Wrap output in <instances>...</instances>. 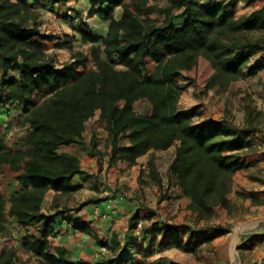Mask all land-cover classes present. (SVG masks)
<instances>
[{
  "label": "trees",
  "instance_id": "obj_1",
  "mask_svg": "<svg viewBox=\"0 0 264 264\" xmlns=\"http://www.w3.org/2000/svg\"><path fill=\"white\" fill-rule=\"evenodd\" d=\"M28 1L0 0V115L10 106L19 107L20 124L26 128L24 138L12 148L0 133V169L6 166L15 172L20 187L8 200L0 194V233L8 231V216L26 230L20 248L38 264H89L67 260L65 247H51L50 239L57 234L55 218L67 210L44 213L42 205L53 191L51 209H57L58 197L79 189L72 183L75 176L90 177L81 171L76 156L58 150L81 144L85 125L96 112L105 123L112 160L118 156L133 166L146 154L174 147L168 172L189 200L188 209L204 221L215 208L228 209L233 177L249 166L251 130L232 127L224 120L198 121L199 106L179 107L184 89L178 80L200 57L212 67L206 90L224 92L231 83L264 69V60L252 64L264 45L250 38L264 32V5L236 16L238 3L253 0H167L165 8L154 4L155 0H88L89 17L108 18L107 31L104 36L81 31L83 41L91 44L89 57L73 52L72 61L58 65L42 45L53 36L41 32L39 14L27 6ZM115 7H121L119 19L111 16ZM174 9L182 11L178 24ZM148 61L153 66L146 71ZM139 100L148 102L147 114L134 111ZM123 139L127 146L120 144ZM147 166L149 177L156 181L151 159ZM65 220L72 221L68 215ZM33 224L37 227L30 233ZM73 229L86 232L87 226L73 223ZM148 232L140 227L136 237L144 242ZM156 239L152 237L150 243ZM160 239L191 254L200 245L194 230L185 233L176 226L164 225ZM111 242L116 245L115 235ZM15 259L14 250L8 249L1 253L0 264H12Z\"/></svg>",
  "mask_w": 264,
  "mask_h": 264
},
{
  "label": "crops",
  "instance_id": "obj_2",
  "mask_svg": "<svg viewBox=\"0 0 264 264\" xmlns=\"http://www.w3.org/2000/svg\"><path fill=\"white\" fill-rule=\"evenodd\" d=\"M32 1L34 3L29 4ZM71 1H75V3L77 1L75 5L76 13L79 14L81 18L87 16L88 22L75 24L72 22L70 16H64L65 18L63 19L65 20L59 21V26H56L58 25V22H54L50 15L53 14V12L57 15H61L63 10L62 7H64L65 4L71 3ZM35 2H39L40 6L36 5ZM263 5L264 0H253L249 4L238 3L235 10H240L242 12L240 15H242L250 13L255 9H259ZM27 6L32 10L37 11L39 14V28L41 32H49V30L46 29L47 26L51 28L50 31L53 34V37L42 43L46 53L56 52L55 46H57V41L62 34L65 36L69 35L70 38H74L76 43H78L80 42L81 31L96 35L93 30L98 29L101 32V35L99 36H104L107 31L108 18H100L104 17L102 15H93L92 17H89L88 12L90 4L88 0H68L66 3H52L47 0H29ZM121 11V7H115L111 12V16L115 19H119ZM91 20L94 21V25L92 26L89 22ZM73 47H76V45H73ZM61 57H64V53L61 54ZM58 61L61 63L62 59H59ZM65 61L70 62L72 60L70 56H68L67 58L65 57ZM245 80H247V78L241 80V82ZM183 101H185V99H183ZM182 108H188L185 102ZM199 113L200 117L198 121L207 118L224 120L232 127L251 130L249 140L252 143L253 150L247 157V163L249 166L247 169L237 173L235 178H238L241 192L246 196L245 202L248 201L249 205L251 204L252 206L250 209L257 211L260 214H264V184L260 183L261 181L264 182L263 128L261 125H252L251 128L249 127V117L244 108L242 111V118L238 120V123L229 121L222 112L216 114L214 108L212 111L208 110L203 113L199 107ZM4 114L0 115V118L4 117ZM92 118L93 120H99V123L96 124L97 127H91L89 134H87L86 128L87 125H89L88 123L92 121ZM92 118L89 119L85 125V131L83 134L84 139L81 144L61 146L58 150V152H67L76 156L79 159L81 171L90 175V177L83 179L82 176H75L72 180L74 185L79 186V189L73 192V194L80 191H83L86 194L85 199L82 200L83 202L80 205L69 207L58 204L57 209H51L53 200L45 197V207L43 206L42 212L53 214L56 211L67 210V212L60 214L55 218L54 228L57 234L54 238L50 239V245L51 247H65L67 250L66 259L75 263L110 264V262L113 261L112 264H144L146 260V258H144V251L146 249L155 248L154 244L158 241V238L160 240L162 237L163 226L167 225L165 222H162L161 217L158 215L160 208L167 203V197H170L169 201H173L174 198H176L173 193H177V195L184 197L183 192L176 185L174 186L175 180L169 175V179L167 180V182L170 180L171 183L168 191L169 195L163 199L159 198L160 187H163L165 180L162 179L161 172L155 163L153 171L157 174V180L153 181L149 177L150 169L147 166V162L150 159L148 157L157 152L146 154L138 158L137 163L133 166H128L125 162H122L118 156L112 160L110 147L107 146L105 123L100 120L99 112H96ZM0 123L3 122L0 121ZM92 140H94L95 143L94 148L91 147ZM120 144L122 146H127L128 141L123 139ZM170 149L171 148L166 151L158 152H168ZM7 169L9 170L8 167ZM15 183L16 186L19 187L16 181ZM118 189L126 191V193L123 194V199L121 201L116 197ZM236 189L237 187L234 189L232 188L231 193L228 195V200L234 198L237 201H242V198L239 199L236 195ZM51 192L54 194L53 191ZM148 194L154 198V201L151 204H146L148 200H152V197L150 198ZM108 195L112 196L108 198ZM2 197L4 198V196ZM90 200L92 201L91 203L84 204ZM185 203H189L187 198L185 199ZM7 204L6 212L9 209V203ZM109 205L111 206V209L115 210L114 213L110 214L107 218H102L101 213H103ZM76 208L78 209L75 210ZM67 215L71 217L72 221L65 220V216ZM136 215L137 219H133ZM192 215L193 217L195 216L194 213H192ZM6 218L9 217L6 216ZM9 219L11 220L12 227L14 225L17 226L15 219ZM73 223L86 225L87 231L83 232L73 229ZM138 223L141 224V228L144 231H149L147 233L148 237L144 242L136 237L137 231L136 228H133L134 225ZM19 228L23 233L26 232L25 229L21 227ZM113 235L116 236V245H113L111 242ZM207 235H209L208 231L205 236ZM152 237H156L157 239L150 243ZM219 238L220 237L213 236L211 244L216 246L217 243H219ZM246 240H248V238H244L241 242L243 243ZM263 260L264 254L260 252L257 258H255L250 264H263ZM240 264L243 263L240 261Z\"/></svg>",
  "mask_w": 264,
  "mask_h": 264
},
{
  "label": "rangeland",
  "instance_id": "obj_3",
  "mask_svg": "<svg viewBox=\"0 0 264 264\" xmlns=\"http://www.w3.org/2000/svg\"><path fill=\"white\" fill-rule=\"evenodd\" d=\"M124 1L128 2L130 0ZM201 1L206 2V0H200V2ZM33 3L32 1L29 4ZM76 3L75 1H71V3L65 4V6L62 7L63 10L61 15H57L55 12L51 14L52 16L50 15L54 22H58L56 26H59V21L65 20L63 19L65 18L64 16H71V13L68 14L69 11H71L72 14L76 12ZM153 3L162 8L169 6L167 0H155ZM35 4L40 6L39 2H35ZM235 13L236 16H240L242 12L240 10H235ZM172 15L177 24L183 20L181 10H172ZM76 17L79 18V22L75 23L72 21L75 24L88 22L87 16L81 18L79 14L76 13ZM158 20L161 21L162 17L160 16ZM89 22L91 26L94 25V21L91 20ZM46 29L49 30V32H44V34L53 36L50 31L51 28L47 26ZM93 31L96 35H101L100 30L96 29ZM250 38L252 40L259 39L264 45V32L254 33L250 35ZM73 45H76V47H73ZM90 47L91 44L83 41L82 37L80 38V42L76 43L74 38L62 34L57 41V46H55L56 52H48L47 54L51 55L58 65H61L69 63L65 61V57L67 58L70 56L71 58L73 52H81L89 57ZM62 53H64V57H61ZM59 59H62L61 63L58 61ZM263 60L264 51L258 52L252 59V64L254 62H263ZM91 65L92 61L89 58L88 67ZM152 66L153 63L148 61L146 71L151 70ZM117 68H120V66L117 65ZM79 71L82 72V70ZM211 72V64L200 57L197 64L192 69L182 73L178 80V84L184 89V95L180 99L179 107L182 108L185 102L188 108L196 105L199 106L203 113L208 110L212 111L214 108L216 114L222 112L223 115L233 123H238V120L242 118V111L244 108L249 117V125H261L264 134V70H260L259 73L247 78V80L243 82L239 80L231 83L224 92H221L218 88L206 90V81ZM183 99H185V101H183ZM133 109L137 113L147 114L150 110V106L146 100H139L133 105ZM21 116L22 112L19 107L10 106L8 112L4 114V117H1L3 123H0V133L4 137L7 147L9 146L12 148L26 135V128L22 127L20 124ZM97 123H99V120H93L92 118V121L88 123L89 125H87L86 128L87 134H89L91 127H97ZM172 153H174V147H171L168 152H157L148 157L153 161L154 165L155 163L157 164L162 179L165 180L163 187L161 186L159 191V198L161 199L169 195L168 191L171 183L170 180L168 182L167 180L169 179L168 166L174 155ZM15 175L16 173L9 171L6 166L0 169V194L4 196L5 199H8L14 192L19 190V187L16 186L15 183ZM235 175L232 180V188L234 189L237 187L235 193L239 199L242 198V201H237L232 198L229 200L230 206L228 209L215 208L209 220H198L195 213L193 217V212L188 209V204L185 203V196L183 197L177 195V193H173L176 197L173 201H169L170 197H167V203L160 208V212L158 213L162 222H165V224L169 226L179 227L183 229L185 233L188 230H194L197 233L200 245L197 253L191 254L184 248L173 246L169 242L162 243V240L158 238V241L154 244V249H146L144 251L146 254L144 257L146 258L144 264H240V261L243 264H250L257 258L260 252L264 254V214L250 209L252 206L251 204L249 205L248 201L245 202L246 196L241 192L238 178H235ZM260 183L264 184L262 181ZM174 189L177 190L176 188ZM125 193V190L118 189L116 194L123 196ZM85 195L83 191H80L75 194L72 193L60 196L56 201L58 204L64 206H76L83 202L82 200L85 199ZM110 196L112 195H108V198H110ZM148 196L150 198L152 197L150 194H148ZM53 197L54 194L52 192L46 195V198H51V200H53ZM153 201L154 198L152 197V200H148L146 204H151ZM43 206L45 207V201L42 208ZM5 221L8 231L0 233V255L3 251L13 249L16 254V259L13 260L12 264H38L34 256L24 253L20 248V241L26 232L23 233L16 225L12 227L9 218H6ZM36 227L37 224H33L29 226L28 230L30 233H33ZM207 231L209 234L207 236H212L210 234H214V236L220 237L218 240L219 243H217L216 246L212 245L211 241H203ZM244 238H248V240L242 243L241 241Z\"/></svg>",
  "mask_w": 264,
  "mask_h": 264
},
{
  "label": "built area",
  "instance_id": "obj_4",
  "mask_svg": "<svg viewBox=\"0 0 264 264\" xmlns=\"http://www.w3.org/2000/svg\"><path fill=\"white\" fill-rule=\"evenodd\" d=\"M70 13H71V14H70ZM68 14L71 15L70 17H72V21H73V22H75V23H78V22H79V18L76 17V14H75L74 12H73V14H72V12L69 11ZM117 199H118L119 201H121V200L123 199V196L120 195V194H118V195H117ZM114 211H115V210H114V209H111V206L109 205V206L106 207V210H105L103 213H101V217H102V218H107V217H109L110 214H113ZM140 227H141V224L138 223V224L136 225V231H137L136 234H137V235L139 234L138 232H139Z\"/></svg>",
  "mask_w": 264,
  "mask_h": 264
}]
</instances>
